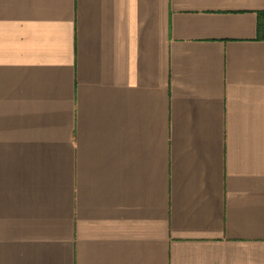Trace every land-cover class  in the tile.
I'll use <instances>...</instances> for the list:
<instances>
[{
  "label": "crops",
  "instance_id": "1",
  "mask_svg": "<svg viewBox=\"0 0 264 264\" xmlns=\"http://www.w3.org/2000/svg\"><path fill=\"white\" fill-rule=\"evenodd\" d=\"M0 264H264V0H0Z\"/></svg>",
  "mask_w": 264,
  "mask_h": 264
}]
</instances>
